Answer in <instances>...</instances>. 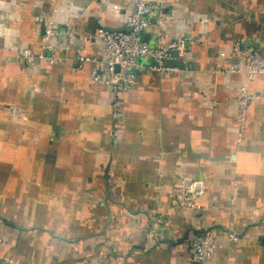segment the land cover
Wrapping results in <instances>:
<instances>
[{
	"label": "crops",
	"instance_id": "1",
	"mask_svg": "<svg viewBox=\"0 0 264 264\" xmlns=\"http://www.w3.org/2000/svg\"><path fill=\"white\" fill-rule=\"evenodd\" d=\"M124 1L0 0V264H186L205 229L200 264H264V76L228 70H244L233 44L264 52V0H150L174 7L163 43L187 47L166 61L177 72L115 97L70 59L127 28ZM38 15L67 60L22 59L41 51ZM181 180L202 212L175 205Z\"/></svg>",
	"mask_w": 264,
	"mask_h": 264
},
{
	"label": "built area",
	"instance_id": "2",
	"mask_svg": "<svg viewBox=\"0 0 264 264\" xmlns=\"http://www.w3.org/2000/svg\"><path fill=\"white\" fill-rule=\"evenodd\" d=\"M132 12L126 17L125 31H107L99 28L94 36H84L82 44L73 50L72 60L79 66L90 63V81L109 88L113 96L118 97L129 92L134 86L139 72L165 74L177 72L175 68L166 65L172 52L181 53L184 49L182 41L163 43L162 29L167 20L174 17V7L171 4L152 2L150 0H125ZM36 25H43L41 34L42 48L38 53L30 49L21 51V57L27 64L36 61L49 65L59 64L68 58L56 54L52 39L58 35V26L41 15L35 16ZM150 38L149 40H146ZM70 45L67 40L66 46ZM99 56L92 58L86 54L96 46ZM239 44L232 46L244 70L229 68L230 73H244L248 80L264 76V52H241ZM244 87L240 88L239 106L242 109L248 99ZM198 196L193 192L191 183L180 181L178 197L175 205L184 215H195L202 212L198 205ZM0 240V246H1ZM215 238L209 229L196 232L188 241V259L186 264H200L208 260L214 253Z\"/></svg>",
	"mask_w": 264,
	"mask_h": 264
},
{
	"label": "water",
	"instance_id": "3",
	"mask_svg": "<svg viewBox=\"0 0 264 264\" xmlns=\"http://www.w3.org/2000/svg\"><path fill=\"white\" fill-rule=\"evenodd\" d=\"M123 31L128 32L129 29H128V28H124ZM186 47H187V43L185 42V43H184V48H186Z\"/></svg>",
	"mask_w": 264,
	"mask_h": 264
},
{
	"label": "trees",
	"instance_id": "4",
	"mask_svg": "<svg viewBox=\"0 0 264 264\" xmlns=\"http://www.w3.org/2000/svg\"><path fill=\"white\" fill-rule=\"evenodd\" d=\"M148 40V39H147Z\"/></svg>",
	"mask_w": 264,
	"mask_h": 264
}]
</instances>
